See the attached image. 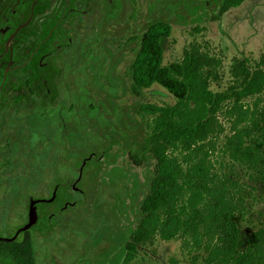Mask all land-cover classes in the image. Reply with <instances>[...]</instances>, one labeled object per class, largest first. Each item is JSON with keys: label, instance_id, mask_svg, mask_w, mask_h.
<instances>
[{"label": "rangeland", "instance_id": "374dc122", "mask_svg": "<svg viewBox=\"0 0 264 264\" xmlns=\"http://www.w3.org/2000/svg\"><path fill=\"white\" fill-rule=\"evenodd\" d=\"M65 1L50 0V6L63 9ZM222 1L88 0L95 10L76 24L81 29L73 45L49 51L45 109H35L29 119L34 139L45 137V158L32 166L33 172L45 166V200L34 198L43 185L38 175L23 178L14 189L18 207L27 210L34 203L36 264H125V246L141 219L156 166L148 151L153 116L139 109L176 100L158 83L135 94L130 67L147 28L167 24L163 64L180 60L192 41L208 42L222 59V78L211 89L225 90L234 58H264V0H245L219 15ZM225 127L229 135V124ZM233 171L255 187L238 221L243 249L246 238L264 227V194L247 171L236 165ZM128 264L192 262L178 238L157 237L152 245L138 246Z\"/></svg>", "mask_w": 264, "mask_h": 264}, {"label": "trees", "instance_id": "16d2710c", "mask_svg": "<svg viewBox=\"0 0 264 264\" xmlns=\"http://www.w3.org/2000/svg\"><path fill=\"white\" fill-rule=\"evenodd\" d=\"M244 1L223 0L219 15ZM169 30L167 24L148 27L130 67L135 94L158 83L176 100L139 109L153 116L148 151L156 166L124 263L133 260L138 246L159 237L178 238L192 264H264V227L241 249L238 221L255 187L233 175L235 165L247 171L264 194V58H234L229 85L215 92L211 85L222 78L221 57L208 42L192 41L180 60L163 64L161 39ZM16 252V264H36L31 239L17 243Z\"/></svg>", "mask_w": 264, "mask_h": 264}, {"label": "flooded vegetation", "instance_id": "af4514ba", "mask_svg": "<svg viewBox=\"0 0 264 264\" xmlns=\"http://www.w3.org/2000/svg\"><path fill=\"white\" fill-rule=\"evenodd\" d=\"M87 3L66 0L60 9L50 0H0V264H16L17 243L32 240L30 226L24 229L29 205L18 207L14 195L23 178L38 175L42 190L26 196L45 200V166L32 169L33 162L45 158V137L34 139L29 119L35 109H45L49 51L73 45L81 29L76 24L95 10L94 3ZM8 199L15 201L8 206Z\"/></svg>", "mask_w": 264, "mask_h": 264}, {"label": "water", "instance_id": "95a60500", "mask_svg": "<svg viewBox=\"0 0 264 264\" xmlns=\"http://www.w3.org/2000/svg\"><path fill=\"white\" fill-rule=\"evenodd\" d=\"M33 219H34V209L32 208V203H31V207H30V221H29V224H27V226H25L24 229H26V228H28L29 226L32 225Z\"/></svg>", "mask_w": 264, "mask_h": 264}]
</instances>
